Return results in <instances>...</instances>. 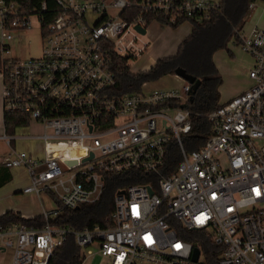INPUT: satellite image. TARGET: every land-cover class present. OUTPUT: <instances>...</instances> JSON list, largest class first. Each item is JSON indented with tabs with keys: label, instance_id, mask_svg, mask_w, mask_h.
Wrapping results in <instances>:
<instances>
[{
	"label": "built area",
	"instance_id": "obj_1",
	"mask_svg": "<svg viewBox=\"0 0 264 264\" xmlns=\"http://www.w3.org/2000/svg\"><path fill=\"white\" fill-rule=\"evenodd\" d=\"M31 1L0 0L2 107L40 127L20 137L40 139L45 155L12 150L2 164L26 170L22 193L48 196L56 206L43 211L40 227H0V257L49 264L73 237L79 264L95 256L103 264H206L205 252L184 238L203 232L218 247L217 264H264V28L233 32V44L251 57V84L202 115L208 137L188 151L190 84L163 90L144 83L115 94L112 57L128 62L145 49L144 42L135 52L133 42L151 24L202 23L223 0H53L54 13L45 15L46 1ZM32 17L41 56L6 58L5 42ZM125 172L149 179L116 192L111 227L52 224L63 210L97 201L108 174Z\"/></svg>",
	"mask_w": 264,
	"mask_h": 264
},
{
	"label": "trees",
	"instance_id": "obj_2",
	"mask_svg": "<svg viewBox=\"0 0 264 264\" xmlns=\"http://www.w3.org/2000/svg\"><path fill=\"white\" fill-rule=\"evenodd\" d=\"M46 1L47 13H54L53 0H32L33 4ZM256 0H223L221 10L202 23L189 22L191 25L189 35L179 44L174 55L158 59L147 71L133 73L129 70L127 60L118 56L112 57L116 85L115 94L138 92L144 83L156 81L159 78L173 74L176 68L200 80V84L185 103L184 108L192 113V126L189 135L184 139L188 151L200 147L208 137L209 125L205 117L219 105L218 87L221 78L212 62V54L221 48L233 34V29H242L245 18L249 16V3ZM176 27V26H175ZM1 66V62H0ZM7 133H12L16 127H27L28 121L22 115L6 114L3 118ZM148 176L138 172H125L122 174H108L105 178L103 192L99 199L92 204H81L77 209L63 210L52 224L81 230L86 227L112 226L111 214L114 207V196L117 191L127 188L131 184L145 182ZM11 180L10 169L0 164V188ZM56 201V200H55ZM13 224H23L27 227H40L44 224L42 216L23 218L17 211L8 210L0 215V227ZM197 240L184 237L202 249L206 264H217L218 247L206 241L203 232H197ZM79 251L74 240L69 237L67 241L54 251L49 264H79Z\"/></svg>",
	"mask_w": 264,
	"mask_h": 264
},
{
	"label": "rangeland",
	"instance_id": "obj_3",
	"mask_svg": "<svg viewBox=\"0 0 264 264\" xmlns=\"http://www.w3.org/2000/svg\"><path fill=\"white\" fill-rule=\"evenodd\" d=\"M254 6L252 10H249V16L245 18V24L242 27V32L244 33H247L253 26L264 28V0H256ZM190 29L191 25L189 23H183L176 27L156 24L148 26L146 33L140 35L133 42L135 52L144 42L147 45L138 56L128 60L129 70L133 73L147 71L154 65L156 60L174 55L179 44L189 35ZM237 29L238 27H235L233 32ZM5 45L9 48V54L5 56L8 59L20 61L40 57L44 43L40 35V25L36 18H31L29 28L13 32L12 39L6 41ZM211 59L221 78V84L218 87L220 103L231 96L241 93L250 86L251 81L248 77V71L252 63L251 57L242 52L238 46H235L232 39L226 43L225 48L217 49L212 54ZM182 85L183 82L180 78L169 74L156 81L147 83V88L166 90L180 88ZM32 132L40 133L38 128L25 131L18 130L15 136H29ZM0 150L2 151L0 156H5L7 153H11L12 148L0 142ZM13 150L16 152H27L39 159L45 155L43 142L36 138L20 137L15 142ZM4 156L0 160H6L7 157ZM10 172L11 181L0 188V213L9 209H17L25 214L32 215L40 212L42 207L48 209L56 206L47 196H42L43 198L41 199L32 194L15 192V190L22 189L27 185L28 177L24 168H13ZM71 238L74 240L73 237ZM104 262V258L95 256L87 258L82 264H103ZM8 263V255L2 254L0 264Z\"/></svg>",
	"mask_w": 264,
	"mask_h": 264
},
{
	"label": "crops",
	"instance_id": "obj_4",
	"mask_svg": "<svg viewBox=\"0 0 264 264\" xmlns=\"http://www.w3.org/2000/svg\"><path fill=\"white\" fill-rule=\"evenodd\" d=\"M255 7V6H254ZM254 27V26H253ZM257 27H259V26H257ZM259 28H262V27H259ZM250 31V30H249ZM241 50V49H240ZM242 51V50H241ZM243 52V51H242ZM169 56H171V55H169ZM167 57V56H166ZM157 61V60H156ZM155 61V62H156ZM252 61V60H251ZM155 64V63H154ZM251 66H252V63H251V65H250V67H249V69L251 68ZM251 84V83H250ZM2 80H1V76H0V142H3V143H5L9 148H12V150L14 149V147H15V142L16 141H18L19 140V136H15V133H16V131H25V130H34V129H37L38 128V130L41 132V129H40V127L38 126V125H36V124H30V125H28L27 127H16V128H14V130H13V132L12 133H7L6 131H5V128H4V123H3V118H4V112H3V107H2ZM235 96V95H234ZM233 96H231V97H229L228 99H226L225 101H227V100H229L230 98H232ZM225 101H223V102H225ZM220 103V102H219ZM32 134L33 135H38L39 133H35V132H32ZM32 134H30L29 136H31ZM3 136H14L15 137V140H12L11 141V143H10V145L9 144H7L6 143V141H5V139L3 138ZM11 150V151H12ZM13 151H15V150H13ZM0 153H2V151L0 150ZM3 154H5V153H3ZM8 154V153H7ZM6 154V155H7ZM5 155V156H6ZM4 155H2V156H0V158L1 157H3ZM4 156V157H5ZM7 158L9 157V154L6 156ZM4 161H7V159L5 160V159H2V160H0V164H2ZM19 168H23V167H19ZM10 169V171H11V169H13V168H9ZM26 174H27V172H26ZM27 177H28V175H27ZM11 179H12V176H11ZM11 181V180H10ZM9 181V182H10ZM8 182V183H9ZM29 183V178H28V182L26 183V184H28ZM23 189V188H22ZM22 189H17V190H15V192H22L21 190ZM32 195H34V194H32ZM36 196V195H35ZM36 197H38V198H43L42 196L41 197H39V196H36ZM48 197V196H47ZM51 200V199H50ZM52 201V200H51ZM51 208H41V211L40 212H37V213H35V214H32V215H28V214H25V213H23V212H21V211H19V210H17V209H9V210H12V211H17V212H19L20 214H21V216L23 217V218H32V217H35V216H41L42 215V213H43V211L44 210H50ZM6 211H8V210H6ZM5 212V211H4ZM3 212V213H4ZM2 213H0V215H1Z\"/></svg>",
	"mask_w": 264,
	"mask_h": 264
},
{
	"label": "water",
	"instance_id": "obj_5",
	"mask_svg": "<svg viewBox=\"0 0 264 264\" xmlns=\"http://www.w3.org/2000/svg\"><path fill=\"white\" fill-rule=\"evenodd\" d=\"M138 30V32H140L141 34L144 33V30L141 28H136ZM175 76L180 78L181 80L187 82L188 84H190V91H189V98L192 96V94L195 92V90L197 89V87L200 84V80L199 79H195V77L189 75L188 73L185 72V70L181 69V68H176L175 71ZM70 165L74 164L75 162H68ZM119 193H122V191H120ZM151 193V190H150ZM198 257V249L194 248L193 249V261H196Z\"/></svg>",
	"mask_w": 264,
	"mask_h": 264
},
{
	"label": "snow or ice",
	"instance_id": "obj_6",
	"mask_svg": "<svg viewBox=\"0 0 264 264\" xmlns=\"http://www.w3.org/2000/svg\"><path fill=\"white\" fill-rule=\"evenodd\" d=\"M177 247H179V246H177Z\"/></svg>",
	"mask_w": 264,
	"mask_h": 264
}]
</instances>
